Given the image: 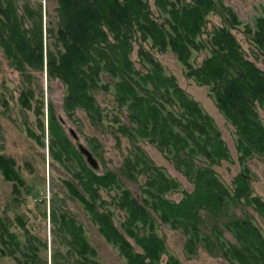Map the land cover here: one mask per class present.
I'll use <instances>...</instances> for the list:
<instances>
[{
	"label": "trees",
	"instance_id": "1",
	"mask_svg": "<svg viewBox=\"0 0 264 264\" xmlns=\"http://www.w3.org/2000/svg\"><path fill=\"white\" fill-rule=\"evenodd\" d=\"M57 1V25L45 29L42 10L25 7V14L31 20L29 26L15 0H0V46L8 59L21 72H26L28 67L41 71L46 68L50 78H60L66 84V108L83 107L97 120H101V111L93 90L109 88L101 84L103 73L115 78V99L120 107H128L132 123L129 127L122 125V129L148 138L162 151L173 153L178 158V166H183L185 173L194 179V190L185 192L180 201H172L164 195L178 187L175 179L141 150L128 159L125 170L130 178L135 180L136 175L149 172L143 190L148 198L139 201L130 190L124 189L119 200L128 215L122 227L142 251H137L114 223L112 212L98 209L99 189L118 185L114 171L98 174L83 165L76 176L82 182L84 193L68 182L72 195L84 203L101 233L118 246L128 264H181L172 255L163 261L167 245L156 232L151 209L163 222L182 228L190 235L186 245L189 254L197 251L196 239L204 220L202 210L217 214L223 212L231 200L246 199L264 212V200L251 195L248 175L236 178L232 193L210 164L198 166L195 163L194 157L198 155L206 157L211 164L229 158V150L212 117L198 101L188 96L174 75L164 72L161 62L149 50L141 46L139 51L143 60L151 65L147 72L138 70L131 58L139 34L143 40L151 39L152 46L161 51L171 49L185 65L189 77L211 86L218 108L236 128L241 158L254 154L264 156V121L258 111V106L264 107V69L248 58L233 32L234 27L242 24L236 12L220 0H154L166 15L161 20L162 13L155 15L150 0ZM211 12L225 14H222L224 24L214 28L206 45L199 38ZM245 28L255 46L264 52V15L256 18L254 27L246 24ZM208 44L211 54L195 66L190 61L193 51L205 49ZM32 96V92L24 94L23 103L28 108L32 107ZM42 107L40 104L36 113L38 126L44 130ZM49 128L50 150L55 159L65 162L64 156L67 159L80 155L57 120L53 107H50ZM29 133L45 144L41 135L33 130ZM0 169L8 180L24 183L13 158L0 154ZM52 214L65 234L68 252L81 258L78 263L99 264L98 252L84 235L82 224L67 214L59 216L55 209ZM0 223L1 238L7 245L4 252L16 254L22 245L20 240L1 217ZM228 226L234 230L241 246L230 244L224 256L241 264H264V235L260 228L248 218L234 219ZM24 248L33 249L25 245ZM59 254L58 251L54 254L52 264H68L67 260L59 259ZM35 258L34 255L21 264H40Z\"/></svg>",
	"mask_w": 264,
	"mask_h": 264
},
{
	"label": "rangeland",
	"instance_id": "2",
	"mask_svg": "<svg viewBox=\"0 0 264 264\" xmlns=\"http://www.w3.org/2000/svg\"><path fill=\"white\" fill-rule=\"evenodd\" d=\"M220 1L236 12L242 21L241 25L233 28V32L241 42L248 58L264 69V52L255 46L251 37L245 32L246 24L254 27L256 18L264 15V0ZM15 2L19 13L25 17L27 25H31V20L25 14L26 6L42 10L45 29L50 25H57V0H15ZM150 4L156 16L162 13L154 0H150ZM222 14L211 12L207 16V25L199 38L206 45L214 28L224 24L225 14L224 16ZM165 16L162 13L161 20ZM141 46L149 50L161 62L167 75L176 77L179 86L189 97L198 101L221 131L229 150V158L211 164L206 157L198 155L194 157L195 163L198 166L210 164L221 182L232 193L236 188V178L241 174L248 175L251 195L264 200V156L254 154L245 159L241 158L242 154L237 147L236 128L218 108L211 94V86L200 84L189 77L186 74L185 65L178 60L171 49L161 51L158 47L152 46L151 39L143 40L140 34L134 42L131 53V58L138 70L147 72L151 66L140 55ZM210 46L208 44L205 49L194 50L190 61L195 66L200 65L211 54ZM115 82L116 79L107 73L102 74L101 84H107L109 88L100 87L93 90L96 104L101 111V120L93 119L92 114L83 107L77 106L72 110L66 108L67 86L60 78H50L46 68L41 71L28 67L26 72L19 71L0 46V154L14 159L16 168L24 179L23 184L8 180L0 169V217L22 244L16 254L4 252L7 245L1 238L0 223V264H21V261L30 260L34 255L40 264H52L57 251L61 256L59 259L67 260L68 264H79L78 261L81 258L75 253L68 252L69 246L66 245L65 234L60 231L59 223L54 221L52 214L54 209L59 216L67 214L82 224L84 235L98 252L96 260L99 264H128L118 246L106 239L84 203L73 196L68 187V182H71L84 193L82 182L76 173L82 170L83 165L92 168L85 156L79 152L80 155L74 154L67 159L64 156L65 162H61L51 153L50 107H53L57 120L74 148L79 151L78 146L82 143L97 158L99 169L96 172L103 174L114 171L117 174L118 185L99 189L101 197L97 200V206L98 209L112 212L114 223L126 234L137 251H142L141 247L134 238L127 235L122 227L128 215L120 206L119 200L124 189L130 190L139 201L148 198L143 190L146 187L149 172L136 175L135 180L130 178L125 170L128 159H132L141 150L169 177L175 179L178 187L164 195L172 201L178 202L185 192L194 190L193 177L185 173L183 166H178V158L173 153L162 151L148 138H141L135 133L131 135L122 129V125L129 127L132 123L128 107H120L115 99ZM30 92L33 94L30 97L32 107L28 108L23 103V97ZM40 104L43 105L44 111L41 116L45 122L44 130L38 126L39 115L36 109ZM170 107L178 109V107ZM258 111L260 118L264 121V107L258 106ZM71 129L77 134V139L72 135ZM29 130L41 135L45 144L42 145L32 137ZM16 183L19 185V192L16 191ZM148 207L150 208V205ZM151 211L156 232L166 241L167 252L163 255L165 262L172 255L179 259L181 264H241L235 259L224 256V251L230 244L241 246L234 230L228 226L229 222L237 218L250 219L264 235V212L260 211L255 203L248 202L246 199H233L221 213L212 214L204 210L200 212L204 220L196 239L197 251L195 254H189L186 245L190 235L182 228H175L171 223L163 222L159 214L153 209ZM205 236L208 240H205ZM5 239L9 238L5 236ZM24 245L31 246L33 249H25Z\"/></svg>",
	"mask_w": 264,
	"mask_h": 264
},
{
	"label": "water",
	"instance_id": "3",
	"mask_svg": "<svg viewBox=\"0 0 264 264\" xmlns=\"http://www.w3.org/2000/svg\"><path fill=\"white\" fill-rule=\"evenodd\" d=\"M72 135L77 139L78 136L75 133V131L73 129L70 130ZM80 152L85 156L88 164L94 169V170H98L99 169V162L97 160V158L94 156V154L92 153V151L90 149H88L86 146H84L82 143L79 144L78 146Z\"/></svg>",
	"mask_w": 264,
	"mask_h": 264
}]
</instances>
